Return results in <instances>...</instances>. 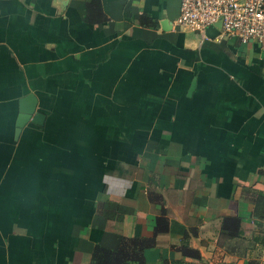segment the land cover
<instances>
[{
    "label": "crops",
    "instance_id": "1",
    "mask_svg": "<svg viewBox=\"0 0 264 264\" xmlns=\"http://www.w3.org/2000/svg\"><path fill=\"white\" fill-rule=\"evenodd\" d=\"M180 3L0 0V264H264V49Z\"/></svg>",
    "mask_w": 264,
    "mask_h": 264
},
{
    "label": "built area",
    "instance_id": "2",
    "mask_svg": "<svg viewBox=\"0 0 264 264\" xmlns=\"http://www.w3.org/2000/svg\"><path fill=\"white\" fill-rule=\"evenodd\" d=\"M218 22L219 36L254 41L264 49V0H181L174 24L205 39L206 29Z\"/></svg>",
    "mask_w": 264,
    "mask_h": 264
},
{
    "label": "water",
    "instance_id": "3",
    "mask_svg": "<svg viewBox=\"0 0 264 264\" xmlns=\"http://www.w3.org/2000/svg\"><path fill=\"white\" fill-rule=\"evenodd\" d=\"M220 22L216 23L212 27L206 29V35L209 38H214L219 34ZM36 98L32 94H28L20 98L19 100V114L16 119V128L17 132L28 122L29 119H32L33 122H39L41 114L35 113Z\"/></svg>",
    "mask_w": 264,
    "mask_h": 264
},
{
    "label": "trees",
    "instance_id": "4",
    "mask_svg": "<svg viewBox=\"0 0 264 264\" xmlns=\"http://www.w3.org/2000/svg\"><path fill=\"white\" fill-rule=\"evenodd\" d=\"M117 253L122 254L123 251L122 252H120V251L112 252L108 249L96 246L93 253H92L93 264H116V263H114L115 262L114 260H115V254H117ZM126 255H127L126 253L125 254L123 253V256H126ZM128 256H130V254H128ZM118 258H119V256H118ZM118 258H116V260Z\"/></svg>",
    "mask_w": 264,
    "mask_h": 264
}]
</instances>
